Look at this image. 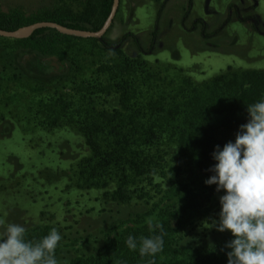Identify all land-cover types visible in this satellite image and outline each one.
I'll use <instances>...</instances> for the list:
<instances>
[{
    "label": "rangeland",
    "instance_id": "1",
    "mask_svg": "<svg viewBox=\"0 0 264 264\" xmlns=\"http://www.w3.org/2000/svg\"><path fill=\"white\" fill-rule=\"evenodd\" d=\"M47 1L0 0V5L34 11ZM112 25L105 35L109 42L117 44L130 34L119 45L121 58L161 66L164 76L200 84L230 67L264 71V0H121ZM5 45L11 44L0 42V217L24 226L26 233L57 229L60 264L91 257L100 264L120 263L124 253L111 247L112 240L148 225V218L167 220L172 231L155 257L129 250L142 264L191 262L232 237L230 231L208 227L218 221L223 192L211 195L194 164L184 165L173 182L160 177L156 182L162 185L129 203L112 200L101 188L79 187L70 162L82 152L83 140L70 129L36 126L48 113L42 100L54 97L56 87L69 91L70 83L28 72L19 63L22 49Z\"/></svg>",
    "mask_w": 264,
    "mask_h": 264
},
{
    "label": "trees",
    "instance_id": "2",
    "mask_svg": "<svg viewBox=\"0 0 264 264\" xmlns=\"http://www.w3.org/2000/svg\"><path fill=\"white\" fill-rule=\"evenodd\" d=\"M113 4L114 0H48L34 11L5 10L0 5V29L16 31L35 22L53 21L72 29L98 31ZM253 7L257 8V1ZM254 23L257 26V18ZM129 36L114 44L105 36L80 38L46 27L27 38L0 37V42L11 44L5 47L22 49L19 63L28 72L70 83L69 91L56 87L51 93L54 97L42 100L48 113L36 111L41 115L36 126L77 134L83 140L82 152L70 162L71 176L79 187L104 189L112 200L122 203L145 199L149 188L162 185L156 182L160 177L173 182L172 177L180 176L186 164H194L207 179L215 163V146L234 141L239 125L247 122V105L264 98V71L230 67L224 74L194 84L186 77L164 76L161 66L152 68L137 59L121 58L120 46ZM1 73L0 68V78ZM206 186L211 195L218 193L215 185ZM160 225L155 233L148 225L129 228L111 242L112 248L124 253V260L104 264H142L130 256L125 241L129 235L137 240L162 235L165 241L172 225L167 220ZM49 232V228L39 229L26 233V238L35 242ZM225 244L191 262L170 264H227ZM70 264L100 262L91 257Z\"/></svg>",
    "mask_w": 264,
    "mask_h": 264
},
{
    "label": "clouds",
    "instance_id": "3",
    "mask_svg": "<svg viewBox=\"0 0 264 264\" xmlns=\"http://www.w3.org/2000/svg\"><path fill=\"white\" fill-rule=\"evenodd\" d=\"M247 122L239 125L235 140L212 152L215 163L204 183L215 185L219 197L218 221L210 226L230 231L226 242L227 264H264V98L247 105ZM150 232L160 229L159 221L148 218ZM26 228L0 217V264H60L56 249L62 240L53 228L38 241L26 238ZM130 250L155 257L163 251L162 235L136 237L125 241Z\"/></svg>",
    "mask_w": 264,
    "mask_h": 264
},
{
    "label": "water",
    "instance_id": "4",
    "mask_svg": "<svg viewBox=\"0 0 264 264\" xmlns=\"http://www.w3.org/2000/svg\"><path fill=\"white\" fill-rule=\"evenodd\" d=\"M120 2L121 0H114V4H113L110 15L108 16L105 23L98 31L72 29V28L62 26L58 24L57 22L40 21V22H35L29 25L28 27H25V28H22L16 31H8V30L0 29V37L12 38V39L27 38L31 36L37 29L47 27V28L55 29L62 34L69 35V36H75V37H80V38L103 39L116 18V15L120 7Z\"/></svg>",
    "mask_w": 264,
    "mask_h": 264
}]
</instances>
